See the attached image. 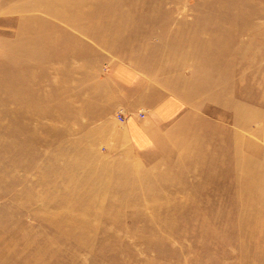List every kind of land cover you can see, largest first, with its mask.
<instances>
[{
	"label": "rangeland",
	"instance_id": "rangeland-1",
	"mask_svg": "<svg viewBox=\"0 0 264 264\" xmlns=\"http://www.w3.org/2000/svg\"><path fill=\"white\" fill-rule=\"evenodd\" d=\"M63 1L0 0V264H264V0ZM120 66L179 104L146 157L105 139Z\"/></svg>",
	"mask_w": 264,
	"mask_h": 264
},
{
	"label": "crops",
	"instance_id": "crops-1",
	"mask_svg": "<svg viewBox=\"0 0 264 264\" xmlns=\"http://www.w3.org/2000/svg\"><path fill=\"white\" fill-rule=\"evenodd\" d=\"M112 71L116 99L105 112L114 116L115 112L121 111L125 118L118 121L121 124L116 127L117 131L108 132L105 139L114 143L117 150L125 144L146 157L156 145L160 133L157 126L179 112V104L174 98L160 95L150 87L146 78L134 75L127 68L120 66ZM140 113L144 115L140 116Z\"/></svg>",
	"mask_w": 264,
	"mask_h": 264
},
{
	"label": "bare ground",
	"instance_id": "bare-ground-1",
	"mask_svg": "<svg viewBox=\"0 0 264 264\" xmlns=\"http://www.w3.org/2000/svg\"><path fill=\"white\" fill-rule=\"evenodd\" d=\"M107 1L108 0H102V3H100L99 0H70L71 5L74 6L73 8L71 7L73 9V12H72V15H71V20H73L75 25L81 24L82 20L86 21V22L88 20H90V21L92 20V21H97L99 23H102L101 21L108 20L109 19L108 17L112 14V12H114V10L117 9V8L116 9L115 8L112 9L111 7H113V6L122 8L121 11H120V12H122V14H120L121 18L120 19H115V20L113 19L114 20L113 22H119L120 20H122V18H124V20H130V19L136 20L138 16H140L141 18L145 19V18H147V13L151 15L153 12L158 10V8L157 9L156 8L149 9V7H147V9H143V8L138 7L139 4L145 5V3L142 0H119L116 4H111V3L107 4ZM153 1H154V3H158L159 2L160 4L158 3L157 5L159 7H161L163 3L167 4L168 0H149V3H152ZM119 2H120V4H119ZM258 2L259 1L257 0L255 3H258ZM234 3H236L239 6H241V8H242V9L240 8L241 12H245L244 14H246L248 16H250V14H255L256 12L257 13L260 12V10H251L252 9L251 3L250 2H246L245 0H239V1L234 2ZM234 3H232V4H234ZM248 3L250 5H248ZM236 4H234V5H236ZM52 6H54V5H52ZM247 7H248V10H247ZM48 8L52 9L51 6H49ZM97 13H99L98 16H97ZM108 22H106V23L108 24ZM107 28L108 29H106V32L113 30V29H110L109 27H107ZM233 41L237 43V40L235 38H234ZM185 42H187V41H185ZM248 42H252V39L251 38L248 39ZM187 44L190 46V42L189 41L187 42ZM248 44L249 43L239 44V47L241 46V48L240 49L238 48V51H240L243 54L245 52V50L248 48ZM183 45H184V41L179 40V47H181V49L183 48L182 47ZM242 46L244 48H242ZM198 47L199 48H204L206 46L203 45L201 42H199L198 43ZM218 56L221 57L220 55H218ZM229 57H231V56H228V57L224 56V60H226L227 64L232 62V60L229 59ZM236 57L238 58V56H236ZM256 59H257V61L255 60V62H259L258 58H256ZM251 64H253V62L252 63L248 62L245 65L250 66ZM260 71H261V73L262 72L264 73V69H262ZM244 79L245 78H243V80ZM249 80H250V78L245 79L244 83H250ZM229 85H231V84H229ZM229 85H227L226 83L222 84V86H224L225 88H229ZM190 87L194 88L193 85H190ZM199 89L203 90L204 88L200 86ZM233 90H235L234 87H233ZM232 95L234 97H238L237 94H236V91ZM28 132H31V131H28ZM235 165H236V167L240 166V167L244 168L243 170H245V165L242 162L239 163V164H235Z\"/></svg>",
	"mask_w": 264,
	"mask_h": 264
},
{
	"label": "built area",
	"instance_id": "built-area-1",
	"mask_svg": "<svg viewBox=\"0 0 264 264\" xmlns=\"http://www.w3.org/2000/svg\"><path fill=\"white\" fill-rule=\"evenodd\" d=\"M141 115H143V114L141 113ZM116 118L118 119V121L122 122L125 117H124V114L121 113V111H117L116 112Z\"/></svg>",
	"mask_w": 264,
	"mask_h": 264
}]
</instances>
